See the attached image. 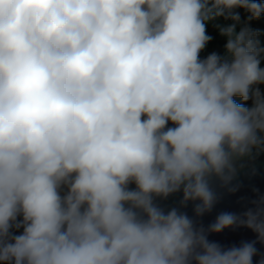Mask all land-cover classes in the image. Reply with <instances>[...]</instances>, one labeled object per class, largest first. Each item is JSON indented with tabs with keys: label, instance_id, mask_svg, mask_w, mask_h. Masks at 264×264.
<instances>
[{
	"label": "clouds",
	"instance_id": "obj_1",
	"mask_svg": "<svg viewBox=\"0 0 264 264\" xmlns=\"http://www.w3.org/2000/svg\"><path fill=\"white\" fill-rule=\"evenodd\" d=\"M261 14L264 0H0V261L253 264L264 192L196 218L213 178L264 152ZM209 22L225 43L201 56ZM240 225L255 239H208Z\"/></svg>",
	"mask_w": 264,
	"mask_h": 264
},
{
	"label": "water",
	"instance_id": "obj_2",
	"mask_svg": "<svg viewBox=\"0 0 264 264\" xmlns=\"http://www.w3.org/2000/svg\"><path fill=\"white\" fill-rule=\"evenodd\" d=\"M212 185L217 193L218 199L210 211H206L200 217L196 218L198 223H202L205 227L214 220L220 211H242L248 206L249 200L256 195L253 192V188L264 192V154L255 156L251 160L245 159L238 162L237 173L233 180L230 181V185H238L235 191H229L228 187L230 185L222 186L216 178H213ZM181 196L182 193L177 191L169 194L164 199L157 198V200L167 210L168 207L179 206L178 202ZM193 203L189 201L182 207V210L187 212L189 216H194ZM255 236L256 233L243 225L227 227L218 233H208V239L219 241L223 245L239 244L242 240H253ZM255 246L258 253L253 256V264H256L259 253L264 252V244L257 241ZM0 264H6V262L0 261Z\"/></svg>",
	"mask_w": 264,
	"mask_h": 264
},
{
	"label": "trees",
	"instance_id": "obj_3",
	"mask_svg": "<svg viewBox=\"0 0 264 264\" xmlns=\"http://www.w3.org/2000/svg\"><path fill=\"white\" fill-rule=\"evenodd\" d=\"M237 11L241 14V19L243 20L247 13L242 8H238ZM249 24L254 28L264 29V14H261L259 18H255L249 21ZM206 32L211 35V39L207 42L205 48L201 51L200 55L204 56L208 52L212 50L223 51V44L225 43V37L220 35L218 30L213 26L212 22H209L206 26ZM261 40L264 41V34L261 35ZM235 99L239 100V97H235ZM251 101H246L245 103H250ZM264 154L261 152L258 155ZM256 155V156H258ZM19 231V230H17Z\"/></svg>",
	"mask_w": 264,
	"mask_h": 264
}]
</instances>
